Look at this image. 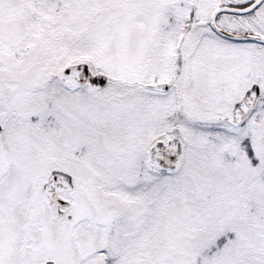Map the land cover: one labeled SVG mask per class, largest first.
Masks as SVG:
<instances>
[{
    "label": "snow or ice",
    "instance_id": "6c2138e0",
    "mask_svg": "<svg viewBox=\"0 0 264 264\" xmlns=\"http://www.w3.org/2000/svg\"><path fill=\"white\" fill-rule=\"evenodd\" d=\"M0 264H264V0H0Z\"/></svg>",
    "mask_w": 264,
    "mask_h": 264
}]
</instances>
